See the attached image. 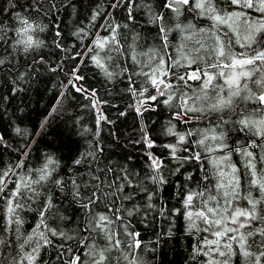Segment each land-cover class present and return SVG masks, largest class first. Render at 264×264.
<instances>
[{
	"label": "snow or ice",
	"instance_id": "1",
	"mask_svg": "<svg viewBox=\"0 0 264 264\" xmlns=\"http://www.w3.org/2000/svg\"><path fill=\"white\" fill-rule=\"evenodd\" d=\"M82 3L25 0L21 5L19 0H7L10 7L0 8V16L11 13L10 19L17 22L7 24L0 19V79L10 94L24 91L20 83L31 79L38 66L49 63L40 49L72 50L65 46L61 17L65 12L75 14ZM18 6L26 14L15 11ZM84 7L91 11L88 25L98 30L91 33L86 25L71 33L83 50L72 57L80 62L71 69L69 85L89 102L84 107L96 113L95 132L71 164L62 166L48 154L39 168L28 169L31 153L25 143L19 149L22 158L0 169V264H154L146 254L154 257L162 240L175 235L172 218L179 215L186 222L185 232L196 237L188 264H236L237 259L239 264H264V0H113L107 7L124 9V22L113 11L102 10L98 0L95 6ZM140 13L145 25L140 24ZM100 18L104 23L97 26ZM201 18L210 24L200 26ZM146 25L158 29L154 39L160 44L140 53L137 46H143L144 38L138 29ZM50 26L49 44L41 34ZM99 29L107 35H100ZM172 32L181 36L178 47L171 45ZM169 47L176 49L175 56ZM89 62L105 83L125 85L118 98L126 94L132 102L124 110L110 104L95 87H85L81 73ZM62 67L56 63L49 70L55 73ZM5 99L0 86V103ZM57 105L59 112L62 99ZM104 105L117 110L116 120L104 114ZM165 108L170 119L164 135L174 142L162 147L168 150L167 159L174 168L168 167L163 154L152 151L158 145L143 123L146 113L159 114ZM129 110L141 121L139 138L131 143L143 145L146 171H134V164L129 167L131 155L125 158L127 162L114 164L102 143L105 126L115 125ZM173 121L185 125L205 121L208 126L177 131ZM48 125L45 117L40 127ZM15 131L23 134L19 127ZM237 134L244 137L243 142L230 144ZM110 135L118 139L115 132ZM0 145L7 146L3 134ZM218 152L223 155H212ZM233 152L243 157L242 169L231 162ZM205 161L212 165L210 169L205 168ZM185 165L193 170L181 172ZM197 165L202 173L198 179L194 176ZM177 173L184 178L177 184L182 202L180 207L169 208L162 192L169 184L168 174ZM9 174L18 177L10 190L5 179ZM190 183L196 187L189 188ZM154 200L160 201L159 208ZM101 203L104 211L97 212ZM26 211L36 214L31 231L22 230ZM151 213L168 220L169 227L145 241L136 226L154 225L157 216L149 219ZM69 222L76 227L64 229L62 225ZM50 249L55 250L54 259H43Z\"/></svg>",
	"mask_w": 264,
	"mask_h": 264
},
{
	"label": "trees",
	"instance_id": "2",
	"mask_svg": "<svg viewBox=\"0 0 264 264\" xmlns=\"http://www.w3.org/2000/svg\"><path fill=\"white\" fill-rule=\"evenodd\" d=\"M0 4H5L6 6L10 7L7 4V0H0ZM102 9L110 11L111 9L108 8V4L113 2V0H98ZM25 0H19V4L23 5ZM97 0H83L82 5H89L95 6ZM1 4V5H2ZM17 10L24 13V10L19 6L16 8ZM26 14V13H25ZM34 15V14H33ZM65 14L61 17V25L64 28V34L67 30L66 26H64V17ZM54 19V18H53ZM48 21L45 20L44 23ZM88 22V21H87ZM98 26L100 22H95ZM9 24V23H7ZM64 24V25H63ZM141 25H145L141 22ZM88 26V23H87ZM90 32L93 33L94 30H97L98 27H92L91 25L88 26ZM147 25L143 29H139L140 31H146ZM52 30V29H51ZM66 37V36H65ZM66 40V39H65ZM91 38L86 39L84 41L85 44L90 43ZM83 49L80 46L79 41L76 43V51H82ZM88 66H91L88 67ZM195 68V65L192 66ZM183 71V69L181 70ZM98 70L94 67V65L89 62L87 67L82 72L84 75H88L89 78H97L98 77ZM3 87L4 95L8 96V86L4 84V82L0 85ZM63 92L65 95L63 97L60 96V93ZM52 101L50 104L41 106V107H30V98L31 96L28 94L27 96L22 95L17 102L12 101L10 98L5 99L2 103H0V112L3 113L2 118H0V134H3L5 140L7 142V146L0 145V163H5L6 168L14 166L21 158V153L19 149L23 148L25 143L29 145V150L31 155L28 156L30 158L38 159L42 155H52L55 158L59 159L61 165L71 164V160L75 158V156L80 151V144H81V136L72 134L70 132L62 133L61 130L67 127H78L83 126L87 121V117H80L81 109L78 107V103L80 100H72L66 91H64V87L59 86L57 87L56 91H54ZM62 99L63 107L60 109L59 112H56L55 109L59 107L57 105V100ZM7 100V101H6ZM131 98L124 94V99H117L114 102V105H119L120 110H124V106L131 103ZM163 107V106H161ZM159 112V110H158ZM52 113L49 117L48 114ZM45 117L49 118V125L46 128H41L40 125L44 121ZM112 120L117 119V113L110 117ZM170 119V114L167 109H164L162 113L154 114L148 112L144 116L143 123L147 124L149 127V132L156 140V144L158 145L154 149L156 155L160 156L163 154L165 158V162L168 164L169 168H174V163L169 162L167 159L168 150L164 149L162 146L164 144L174 142V138L170 136L164 135V129L162 126H166L168 120ZM176 125L177 131H184L187 128V125L183 124L182 122L173 121ZM207 123V122H206ZM141 121L137 118L135 112L129 110V114L126 117H121L115 125H107L105 126V130L101 133L103 137L102 143L107 146L106 154L112 158L114 161H119L121 163H125L126 157L131 155L133 157V161L129 164L131 168L134 164V171H146V160L147 157L143 156V145H135L131 143L139 138V127ZM163 124V125H162ZM158 125L159 129L154 131V127ZM24 127L29 128L30 135L27 136L25 140H20L17 137V132L15 129L17 127ZM34 130V131H33ZM33 131V132H32ZM95 130L92 131L94 133ZM115 132L116 137L114 138L110 133ZM235 135L229 141H235ZM92 137V134L91 136ZM186 154V153H180ZM243 163V157L241 158ZM210 163L205 161V168L209 169ZM191 165H185L184 168L181 169V172L184 171H192ZM17 172L20 170L17 169ZM63 175V171H61ZM202 173L199 171V165L196 166V171L194 176L198 179ZM8 182V189H12L15 187V181L18 179L17 176H13L9 174L8 177L5 178ZM183 176L177 173L176 175L168 174V181L169 184L165 186V189L162 192V198L164 201L167 202L168 207H170V202L172 200V194L174 189V184L176 181H183ZM190 186L193 185L196 187L195 183H190ZM3 202L0 201V204ZM153 203L156 204L157 208L160 206L159 200H154ZM157 215V214H156ZM3 217L0 216V222H2ZM35 222H36V215H35ZM161 218L157 216L156 222L153 225L152 231V240L155 239V232L162 231L160 228ZM138 231H141L143 234V239L145 241H149L146 238L147 229L142 226L137 227ZM175 235H173L170 239L167 237L162 240L161 245L157 249L154 257L153 254L148 253L146 254L145 258L148 260L154 259V264H180V253L179 248L182 240V235L176 229L173 230ZM167 232V231H164ZM55 240V238H54ZM166 241V242H164ZM56 243H59L58 240H55ZM55 256V250L50 249L48 253L43 254V259L53 260Z\"/></svg>",
	"mask_w": 264,
	"mask_h": 264
},
{
	"label": "rangeland",
	"instance_id": "3",
	"mask_svg": "<svg viewBox=\"0 0 264 264\" xmlns=\"http://www.w3.org/2000/svg\"><path fill=\"white\" fill-rule=\"evenodd\" d=\"M1 2V1H0ZM2 4V3H1ZM0 4V8L8 7L5 4ZM85 5H78L77 6V11L75 14L69 15L68 12H66V16L64 17V26H66L67 30L65 32L66 40H65V46L72 49L70 52H61L59 49H55L53 47L50 48H44L39 50V54H43L46 57H48L49 63L44 64L43 66H38L36 71L31 73V79H28L26 82H21L20 87L24 88V91L19 92L15 95H12L9 93L7 96L10 98L12 101L17 102L18 99L24 95L27 96L28 94L31 96L30 98V107H41L50 104V102L53 99L54 91H56L57 87L62 86L64 87V91L68 94V96L72 100H80L78 103L79 109H81L80 117L84 118L87 117L88 121L83 125V126H74V127H67L61 130L62 133L65 132H70L72 134H76L77 136H81V144H80V151L83 152L86 148L87 142L92 139L91 134L92 132H85V129H91L92 131L95 130L96 128V113L92 110H90L88 107H84L87 105L89 102L84 99L83 95L78 93L75 88H73L71 85H69V80L72 79V73L71 69L73 68L74 65L79 64L80 58L73 59L72 57L74 56V53L76 52V47L73 49L72 45L78 42L72 35L71 33L76 30V27L80 26H86L87 25V17L91 15V11L89 8H85ZM105 10V9H102ZM15 11L21 12L17 9ZM113 11V14L117 17V19L120 22H124V18L126 16V12L124 9H116V10H110ZM21 14H25L21 12ZM11 13L5 14L4 16H0V19L4 20L5 23L9 24H16L17 22L15 20L10 19ZM138 19L144 24L146 23L145 19L143 18V13H140L138 16ZM187 19H192L191 15L187 16ZM83 22V23H81ZM96 22H100V24L104 23L103 18L98 19ZM169 23H174V21L169 20ZM210 22L206 19L201 18L200 21V26L208 25ZM89 26V25H88ZM147 30L146 31H141V36L144 38L142 41L143 46H137V52L143 53L147 52L148 48L151 47L152 45H159L160 41L159 39H154L156 37V33L158 29L153 26V25H147ZM98 30V29H97ZM97 30H94L93 33H95ZM139 30V29H138ZM100 35H107V33L103 29H99ZM41 38L46 41V43L51 42L52 39V30L51 26L49 27V30L46 31L45 33L41 34ZM169 40L171 42V45L174 46H179L181 44V36L177 32H172L169 35ZM189 47H191V43H189ZM168 51L172 53L174 56L176 55V49L174 47H169ZM39 54L33 53L39 58ZM23 59V57L21 58ZM28 60H31V56L27 58ZM56 63H62L63 67L61 70H57L55 73L49 70V65L55 66ZM130 63V61H129ZM91 68V66H88ZM95 67V66H94ZM84 71V70H83ZM85 77V87L92 86L95 87L98 91V94L102 96L105 100H108L110 104L114 105L115 100L118 97V93L120 88H123L125 85L120 84V85H115L113 83H105V78L99 74L98 72V77L97 78H89L88 75H84ZM11 79V77L9 78ZM4 81L0 79V85ZM103 83V87L101 86ZM7 101V100H6ZM106 111L104 114L106 116L112 117L117 113V110L115 108H109L108 105L103 106ZM166 109V108H165ZM168 123V122H167ZM163 125V124H162ZM167 126V125H166ZM208 124L205 121H200V122H192L187 125V128L190 127H197V128H205L207 127ZM163 129L165 128L162 126ZM22 130L23 134L17 133V137L20 140H25L28 135H30V130L29 128H24L22 126L19 127ZM159 126L156 125L154 127V131L158 130ZM34 131V130H33ZM32 131V132H33ZM239 140L243 142L244 137L241 134H238L236 137L235 141L230 142V144L235 145V142ZM78 152V153H79ZM107 155V154H106ZM216 157L222 156V153H214L212 154ZM44 155L40 156V158L35 159V158H30L27 157V165L26 167L28 169H35L39 168V166L43 163ZM108 156V155H107ZM241 156L238 153L233 152L231 154V162L235 164L238 168H243V163L241 160ZM108 159L111 160L114 164L116 161H114L112 158L108 156ZM212 167V165H209V169ZM6 164L5 163H0V169H5ZM227 171V168H225ZM20 172V171H19ZM185 172V171H184ZM21 175H24L23 172H20ZM62 175V174H61ZM214 182V181H213ZM183 181H176L174 184V189H173V194H172V200L170 202V207H180L181 206V197L177 195V184H182ZM189 188H195L193 185H188ZM255 195V192L253 193ZM241 206H245V202L241 201ZM97 212H103L104 211V206L103 203L99 207L96 208ZM68 214V213H65ZM25 223L23 225L22 230L26 231H31L34 224H35V213L26 211L23 214ZM153 216H157L156 213H151L149 216V219H151ZM185 220L182 215L176 216L172 218V224H173V230L176 229L178 232L181 233L182 235V240H181V246L179 248V253H180V264H188L189 256L191 254V248L192 245L195 243V236H189L185 232ZM53 227L56 226L55 223L52 224ZM142 226L145 228L143 224H137L136 227ZM64 229H73L76 227L75 223L69 222L65 223L62 225ZM153 225L147 227V233H146V238L147 240H152V229ZM169 227V221L164 220L161 218V223H160V228L162 231H167ZM43 258V257H42ZM236 264H239V260H236Z\"/></svg>",
	"mask_w": 264,
	"mask_h": 264
}]
</instances>
